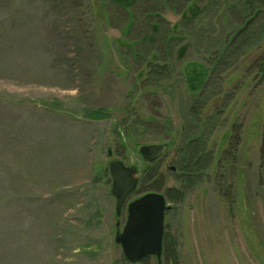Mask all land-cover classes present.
<instances>
[{"label":"rangeland","instance_id":"obj_1","mask_svg":"<svg viewBox=\"0 0 264 264\" xmlns=\"http://www.w3.org/2000/svg\"><path fill=\"white\" fill-rule=\"evenodd\" d=\"M145 1L127 27L114 9L105 21L104 0H0V264H157L128 263L114 243L108 163L116 159L140 173L151 167L128 201L142 191L168 194L161 264H264V74L253 67L264 39L242 38L217 65L252 11L232 16L225 0ZM146 19L157 26L155 43L164 22L175 37L147 57L169 67L165 89L140 88L124 65L127 53L139 60L125 36L149 35ZM200 67L203 75L187 76ZM206 78L214 79L202 96ZM205 97L199 113L214 123L206 146L213 160L186 188L177 172L166 174L163 157L147 166L139 148L171 137L169 160L185 108ZM100 110L106 118L89 115ZM132 115L149 125L132 131ZM124 221L125 207L120 229Z\"/></svg>","mask_w":264,"mask_h":264},{"label":"trees","instance_id":"obj_2","mask_svg":"<svg viewBox=\"0 0 264 264\" xmlns=\"http://www.w3.org/2000/svg\"><path fill=\"white\" fill-rule=\"evenodd\" d=\"M107 4L106 6V12L105 14V21L107 23L111 22V15L114 13L111 11L114 9L115 12H122V14H125L127 17V27H131L134 22H133V16L132 10L135 9L137 6L142 4L141 2H146L145 0H104ZM169 1V0H165ZM214 2L218 3L219 0H213ZM226 3L229 1H232L233 3L228 5V11L229 13H233L234 10H238L241 12L240 9H242L243 6H246L247 10L250 12L252 11L251 15L253 14V17L249 25L239 34L237 35L234 39L229 40L228 44L224 45V48L222 51L217 53V59L218 63L217 65H220V63H223L225 58L227 57L228 53H230L231 50H234L237 45L239 44V41L244 38V37H250L254 38V40L262 41L264 39V0H225ZM149 2V1H148ZM238 7V8H237ZM191 12V16L197 15L196 10H189ZM234 15V14H233ZM232 15V16H233ZM149 16L156 18L159 17L157 13H152L151 12L146 15V17L149 18ZM184 17V16H183ZM181 19L179 24H181L182 27H180V30L185 31L188 27V22L185 19ZM242 20L243 17H240ZM245 18V17H244ZM148 20V26L147 28L149 31V35L143 36L139 41L130 39L128 36H125V40L129 41V49L132 51L129 54L135 55L139 58H134V56H128V53L125 56V63L124 65L130 66L128 68V74L131 76L132 80L137 82L140 85V88H145L147 86H156L157 88H161L163 86V89H165L166 85L165 84L168 79H169V74L167 73V69H169L168 66L163 68H159L157 64L150 63L147 61V57L149 56V53L155 52L154 47H156L158 50L163 47V49H166V47L170 46V43L172 42L175 37L173 36V33H170V30L168 28V25L164 22L165 24L163 25L166 27V30L163 35V42L160 43H155V40L152 38L155 30L157 29V26L153 22V20ZM233 21V20H232ZM133 22V23H132ZM146 22V21H145ZM235 22V21H234ZM241 22V21H240ZM173 28L177 29L178 26L175 24ZM147 31V30H146ZM153 33V34H151ZM254 34H257L255 37ZM129 39V40H128ZM154 41V46L148 47L147 42H153ZM144 42H146V45L143 46ZM128 56V57H127ZM135 63V65L133 64ZM146 64V68L142 69L141 65ZM133 68H132V67ZM255 69L261 73L264 74V52L259 56L257 61H255L254 66ZM139 73H137V72ZM140 71H143L142 73ZM200 71V72H199ZM199 71L192 76L188 74L187 76L191 79L195 77L196 75H203L205 73V69L200 67ZM169 72H171L169 70ZM137 73V74H136ZM199 78V76H198ZM197 78V79H198ZM214 79V78H213ZM213 79H208L206 78V83H205V88L203 91L204 96L206 92L208 91V88L210 87ZM189 80V79H188ZM206 97L204 100L197 99L195 102L190 105L188 108H185V117L183 119V127L180 132V137H179V142L176 147V152H175V160L177 162V177L184 185V187H188L190 185H195L200 182V179L204 176V170L208 168V162H209V154L210 152L207 149V141L209 134L211 132V129L214 126V123L212 122V118L205 116L202 117V115L199 113L204 105L206 104ZM223 108L221 107L220 109L217 110V113H222ZM103 112L97 111V112H90V116L93 119H101V118H106L107 116L105 114H102ZM133 117L131 119V130L133 131L134 128L137 127H143L149 125L147 122H142V121H137V116L132 115ZM128 116H126L127 118ZM155 123V122H154ZM142 125V126H141ZM162 126L164 124H161ZM124 124L120 123V127H123ZM164 127V126H163ZM202 129V130H200ZM119 134V133H118ZM120 135V134H119ZM159 134L156 136L158 137ZM130 136V135H129ZM234 149V148H233ZM227 162L228 165H230V161H223L222 163ZM226 164V163H225ZM227 166H225L224 169ZM148 170V169H147ZM227 171V170H226ZM223 175V174H222ZM217 177L221 178L224 176H220L217 171ZM148 174H145L139 184V188L142 185V182L145 183L144 180H148ZM186 189L180 190L181 193V198L184 195ZM170 191V190H169ZM165 197L168 199V194L167 192L164 193ZM170 199V198H169ZM172 201V200H170ZM168 247V240L166 237V233L164 231L163 235V247H162V255H164L165 251L167 250Z\"/></svg>","mask_w":264,"mask_h":264},{"label":"water","instance_id":"obj_3","mask_svg":"<svg viewBox=\"0 0 264 264\" xmlns=\"http://www.w3.org/2000/svg\"><path fill=\"white\" fill-rule=\"evenodd\" d=\"M250 19L239 28L232 39L239 35L249 24ZM165 145L147 144L139 152L147 163L154 161L163 153ZM110 155V152H108ZM111 179L110 193L115 199L114 243L120 247L123 259L128 263H137L153 257L161 264L162 241L164 235V215L169 206L163 194L147 192L127 202L128 196L138 183V171L133 165L120 160L108 163ZM125 207V221L119 228V217Z\"/></svg>","mask_w":264,"mask_h":264},{"label":"flooded vegetation","instance_id":"obj_4","mask_svg":"<svg viewBox=\"0 0 264 264\" xmlns=\"http://www.w3.org/2000/svg\"><path fill=\"white\" fill-rule=\"evenodd\" d=\"M173 138H171V137H168V138H166L165 140H163V143H152V144H163V145H165V149H164V151H163V153L161 154V155H159L154 161H152V162H150V163H147L146 161H145V159H144V157L142 156V154H141V156H142V158H143V160H144V162H145V164H147V166H153L154 164H156V163H158L160 160H161V158L163 157V165L167 168L166 169V174L168 173L169 175H174V174H176V172H177V169H176V166H177V162H176V160H175V155L174 156H172L169 160H165L166 158V156L168 155V153H170V147L172 146V143H173ZM209 159H210V161L212 162V160H213V154H209ZM165 160V161H164ZM133 166H135V165H133ZM136 167V166H135ZM137 168V167H136ZM151 168V167H150ZM150 168H148V170H146V172L145 173H140V171L138 170V168H137V171H138V183H137V185H136V188H135V190L130 194V195H132V194H135L136 192H137V189L139 188V184H140V181H141V179H142V177L145 175V174H148V173H150L149 171H150ZM147 192H156V191H142V192H140V194H139V196H141L142 194H144V193H147ZM159 193V192H158ZM129 195V196H130ZM164 195V197H165V194H163ZM129 196H128V198H129ZM139 196H137V197H139ZM137 197H135V198H137ZM128 198H127V202H129V201H131V200H129L128 201ZM135 198H133V199H135ZM132 199V200H133ZM165 200H166V197H165ZM162 245H163V241H162ZM163 247V246H162ZM162 257V256H161Z\"/></svg>","mask_w":264,"mask_h":264},{"label":"bare ground","instance_id":"obj_5","mask_svg":"<svg viewBox=\"0 0 264 264\" xmlns=\"http://www.w3.org/2000/svg\"><path fill=\"white\" fill-rule=\"evenodd\" d=\"M121 213H122V212H121ZM125 215H126V214H125ZM119 219H120V217H119ZM119 219H118V220H119Z\"/></svg>","mask_w":264,"mask_h":264}]
</instances>
